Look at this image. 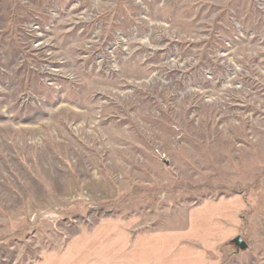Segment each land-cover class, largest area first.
Returning <instances> with one entry per match:
<instances>
[{
  "label": "rangeland",
  "instance_id": "rangeland-1",
  "mask_svg": "<svg viewBox=\"0 0 264 264\" xmlns=\"http://www.w3.org/2000/svg\"><path fill=\"white\" fill-rule=\"evenodd\" d=\"M0 264H264V0H0Z\"/></svg>",
  "mask_w": 264,
  "mask_h": 264
},
{
  "label": "water",
  "instance_id": "water-1",
  "mask_svg": "<svg viewBox=\"0 0 264 264\" xmlns=\"http://www.w3.org/2000/svg\"><path fill=\"white\" fill-rule=\"evenodd\" d=\"M234 243L237 245V246H241V239H236L235 241H234Z\"/></svg>",
  "mask_w": 264,
  "mask_h": 264
}]
</instances>
